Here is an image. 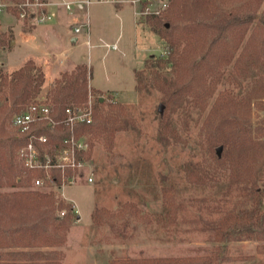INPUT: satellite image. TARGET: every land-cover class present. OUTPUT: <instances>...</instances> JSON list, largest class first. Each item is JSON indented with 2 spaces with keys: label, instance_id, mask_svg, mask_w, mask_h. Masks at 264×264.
<instances>
[{
  "label": "rangeland",
  "instance_id": "1",
  "mask_svg": "<svg viewBox=\"0 0 264 264\" xmlns=\"http://www.w3.org/2000/svg\"><path fill=\"white\" fill-rule=\"evenodd\" d=\"M52 1L54 7L51 11L67 17L69 12L63 3L72 0ZM217 1L222 10L232 9L243 2ZM133 14L134 8L130 5L92 3L81 12L73 10L70 13L73 18L66 19L69 24L78 26L86 16L90 23V48L83 44L72 46L65 32L57 30L34 35L29 44L9 54L8 78L21 58L41 55L36 45H42L49 56L60 54L85 64L90 70L87 85L92 90L94 107L96 100L102 99L103 112L110 108L121 110V116L130 125L129 130L115 133L110 150L102 141L87 136L92 142L91 156L75 184L61 189L55 186L44 189L29 186L25 189L53 193L55 200H62L70 207L73 220L64 245L41 249L42 252H60L62 260L59 264H197L196 260L207 254L215 245L208 229L210 221L219 219L226 210L240 205L248 207L244 182L237 185L232 181L234 167L225 159L235 153L223 145L212 147L206 132L210 129L204 125L207 113L220 92H239L229 76L242 83L239 97H248V115L243 125L255 144L252 149L255 156L251 155L255 157V164H264L262 71L257 69L254 59L252 65L256 68H250L247 74L235 77L231 71L236 58L243 53L254 25L247 32L233 61L224 69V80L207 98L202 109L187 104L167 107L162 92L153 84V72L157 68H151V64L156 58L165 57L168 51L145 19L135 22L133 29ZM18 22L26 28L34 26L26 20ZM3 23L4 26L14 24L17 30L20 28V24L11 18ZM134 32L139 47L132 50L130 43ZM80 36L86 38L84 32ZM255 42H259L258 37ZM6 54L5 51L2 55L7 59ZM139 72H142L143 88L137 84ZM41 74L44 82V74ZM62 75L44 84V88L41 86V92L31 101L45 97L50 102L49 95L56 88L55 82L64 80ZM2 104L0 96V106ZM163 117L170 120V130L176 134L175 138L169 134L171 138L167 137L166 142L160 132ZM6 130L15 134L11 123ZM219 147L222 151L217 157ZM196 164L207 168V173L202 180H188V171ZM22 176L25 177V172ZM165 189L171 190L175 201V218L171 220L166 213ZM20 190L0 188V193ZM95 209L107 213L102 214L101 224L93 221ZM64 214L65 210L55 213L59 219ZM227 247L224 264H264V241L240 240L228 243ZM5 253V250H0L1 255Z\"/></svg>",
  "mask_w": 264,
  "mask_h": 264
},
{
  "label": "trees",
  "instance_id": "2",
  "mask_svg": "<svg viewBox=\"0 0 264 264\" xmlns=\"http://www.w3.org/2000/svg\"><path fill=\"white\" fill-rule=\"evenodd\" d=\"M217 2L171 0L166 13L146 20L168 51L165 57L156 58L151 64V68H157L153 72V84L162 92L167 107L187 104L202 109L207 98L224 80V69L233 61L253 25L243 53L236 58L231 71L235 77L247 74L250 68H256L252 65L254 59L264 79V0H243L229 10H222ZM256 37L259 39L257 43ZM89 77L90 70L85 65H79L72 74H63V81L55 82L56 88L49 95L53 119L62 120L65 109L71 104L81 106L86 103L87 95L92 93L87 85ZM229 77L241 92L242 83ZM42 83L43 75L28 61L10 78L4 77L0 86L3 101L0 106V188L22 189L0 193V250L6 251L4 255L0 254V264H59L62 260L60 252H42L41 249L61 248L73 220L70 207L62 200H55L53 193L25 190L33 186L32 180L42 177L43 173L26 172L18 160L17 151L27 144L29 136L18 137L6 130L13 115L41 92ZM137 84L139 88L144 86L142 72L138 73ZM238 93L220 92L207 113L204 125L210 129L206 132L212 147L223 145L235 153L225 159L234 167L232 181L237 185L244 182L248 207L240 205L239 208L226 210L219 219L210 221L208 229L215 245L196 260L197 264H224L228 243L264 241V164L256 165L255 157H252L255 156V153L252 155L255 144L243 125L248 115V97H239ZM103 107L104 101L97 99L92 125L79 126L76 133L102 141L104 147L110 150L115 133L129 130L130 125L121 116V110L110 108L103 112ZM170 129V120L163 117L160 132L165 142L169 134L172 138L176 136ZM33 134L46 135L50 146L59 145L66 136L62 126L50 129L43 125L37 127ZM91 148L92 142L89 141L87 160L90 159ZM38 149L43 150L41 147ZM188 172V180H202L207 168L196 164ZM53 176L57 178L56 174ZM164 197L167 217L174 219L176 208L171 190L165 189ZM61 210H65V214L59 219L55 213ZM102 214L107 215L104 210H94L93 221L96 224H101Z\"/></svg>",
  "mask_w": 264,
  "mask_h": 264
},
{
  "label": "built area",
  "instance_id": "3",
  "mask_svg": "<svg viewBox=\"0 0 264 264\" xmlns=\"http://www.w3.org/2000/svg\"><path fill=\"white\" fill-rule=\"evenodd\" d=\"M111 3L115 5L126 4L134 8L136 22L147 18L160 17L166 13L171 5V0H72L64 2L63 7L69 13L73 10L83 11L90 4ZM53 3L46 0H0V18L10 16L18 21H28L34 26L50 23L55 14L51 11ZM90 23L86 16L82 22L73 29L75 34L82 32L88 36ZM7 32L0 23V86L2 79L8 72L4 62L3 53L8 47ZM87 46L90 43L87 41ZM1 90V88H0ZM1 95V92H0ZM92 93L89 92L86 103L83 105L71 104L64 111L62 120H55L51 116L52 103L42 97L28 103L19 113L11 118V127L16 136H29V141L18 152V160L26 172H42L43 176L34 178L32 184L35 188L44 189L75 184L81 171L85 168L86 154L89 150L87 135H77L79 126L92 125L94 118V102ZM56 128L62 126L65 138L59 145H48L46 135L36 136L33 131L37 127ZM38 147L43 148L42 151ZM54 174L57 178H54ZM63 214V212H61Z\"/></svg>",
  "mask_w": 264,
  "mask_h": 264
},
{
  "label": "crops",
  "instance_id": "4",
  "mask_svg": "<svg viewBox=\"0 0 264 264\" xmlns=\"http://www.w3.org/2000/svg\"><path fill=\"white\" fill-rule=\"evenodd\" d=\"M50 3H54L52 0H46ZM69 1V0H68ZM71 2V1H69ZM74 11H79L81 12V10H74ZM83 15V14H82ZM65 16H61V15H55L54 18L52 19V21H50V23L48 24H44V25H40V26H33L31 28H26L25 26L23 27L21 23H19L18 21H16L14 18L10 17V16H2L0 18V23H1V27L4 31L7 32V39H9V43H8V47L6 49L7 52V59L6 57L4 58V62L6 65V70H9V66H8V58H9V54L13 53L16 49H20L21 47L25 46L26 44H29L28 41L32 39V37L36 34H49V33H54L55 31H64L66 36L68 37L69 43L73 45H86L87 46V41L90 43V46L88 48L91 47V42H90V37L88 36H84L86 37L85 39H83L80 35L81 34H75L73 32V29L75 27H77L76 24H69L68 20L66 21V19H72L73 17H71L70 13L68 15ZM11 18L13 22H16L17 24H20V28L19 30H17L16 25L14 24H8L4 26L3 22H6V19ZM84 19V16H83ZM133 22H132V26L133 29H135V20L132 18ZM69 28V31L67 32L66 29ZM137 34L134 32V39L133 41L130 43V48L132 50L137 49ZM36 49L38 50L39 54L37 57H30L29 56H25L24 58H21L18 66H16L15 69H12L14 71L22 68L26 62L31 61L34 66L36 68H38L43 74H44V82L42 87L44 88V86L49 82H53L56 79H58V76L64 73H68L71 74L74 72V69L79 66V65H85L83 63H79L77 60L76 61H71L69 58H64L63 56H61L60 54L57 55H48L46 54L43 46H35ZM86 66V65H85ZM87 67V66H86ZM11 70V69H10ZM45 84V85H44ZM100 90V89H98Z\"/></svg>",
  "mask_w": 264,
  "mask_h": 264
},
{
  "label": "water",
  "instance_id": "5",
  "mask_svg": "<svg viewBox=\"0 0 264 264\" xmlns=\"http://www.w3.org/2000/svg\"><path fill=\"white\" fill-rule=\"evenodd\" d=\"M167 27H168V26H167ZM99 101L101 102L102 99H99ZM221 151H222V147H219V148L217 149V151H216V155H217V157L220 156Z\"/></svg>",
  "mask_w": 264,
  "mask_h": 264
}]
</instances>
